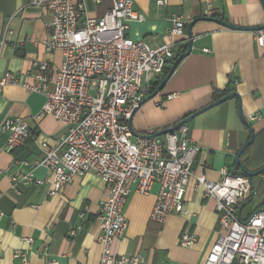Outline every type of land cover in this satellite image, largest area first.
<instances>
[{
	"label": "crops",
	"instance_id": "0c3cea01",
	"mask_svg": "<svg viewBox=\"0 0 264 264\" xmlns=\"http://www.w3.org/2000/svg\"><path fill=\"white\" fill-rule=\"evenodd\" d=\"M133 0L145 16L131 22L128 36L150 47L162 43L186 42V37L170 33L171 18L192 20L204 15L207 6L220 20L243 26L264 25V9L260 0ZM85 15L101 16L111 6V0H84ZM51 17L42 7L27 5L25 0H0V73H19L22 80L36 83L35 63L48 62L49 78L60 66L59 50L47 51L44 40L50 31ZM10 33L5 31V28ZM192 49L177 65L162 90L140 105L132 126L137 132L152 133L166 127L209 102L214 91L227 86L241 98L245 119L253 128L254 141L248 154L255 162L264 161V61L260 58L253 31L229 29L211 21H198L191 28ZM208 49L207 52L204 49ZM175 93L167 100L166 95ZM163 102L158 105L157 102ZM44 97L20 86L6 85L0 91V122L19 117L31 131L15 151L5 149V136L0 134V264H21L13 257L17 250L26 254L33 264L55 258L58 264H98L101 232L96 215L108 192L94 171L75 174L54 195H48L49 181L36 182L48 176L46 167L33 169L35 181L11 188L10 174L14 161H27V171L43 157L39 142L54 145L61 136V124L50 114L40 113ZM250 116H255L250 119ZM188 144L195 146L192 170L203 172L207 179L217 181L222 169L235 171L234 154L248 139V131L239 120L237 103L229 99L195 116L188 123ZM242 154L240 160H244ZM245 165V161H243ZM255 164V163H254ZM261 176L246 199L240 200V219L246 203H256L261 196ZM158 185L140 194L132 191L124 204L127 226L113 240L114 255H142L140 264H203L205 254L220 231L215 203L206 197L195 179L190 178L184 193V214H170L163 221L149 218ZM255 200V202H254ZM80 213H84L80 217ZM80 225L74 233L69 231ZM188 232L195 242L180 246L179 236ZM27 238L32 242L28 243Z\"/></svg>",
	"mask_w": 264,
	"mask_h": 264
},
{
	"label": "built area",
	"instance_id": "2783aa9c",
	"mask_svg": "<svg viewBox=\"0 0 264 264\" xmlns=\"http://www.w3.org/2000/svg\"><path fill=\"white\" fill-rule=\"evenodd\" d=\"M25 1L49 13L50 31L44 46L47 51L59 50L61 63L52 78L48 62L35 63L36 83L22 80L17 72L0 73V91L6 85H16L42 95L44 102L36 117L50 114L62 131L54 145L39 142L43 157L29 170H22L27 161L13 162L11 188L17 191V185L35 181L32 168L39 165L49 174L36 182L49 181L48 195L58 192L75 174L94 171L108 192L96 215L101 230L97 240L102 247L98 264H140V254L114 255L111 251L113 240L127 226L123 209L129 194H146L156 183L158 190L149 218L161 222L170 214L185 213L184 193L193 177L196 186L214 201L220 226L203 264H264V208L251 213L246 223L237 218L240 200L251 192L248 179L225 169L217 181L207 179L201 171L194 173L192 154L196 147L188 144L186 124L171 135L148 138L134 137L128 127L132 110L149 95L151 81L163 74L173 58L174 44L150 47L128 36L131 22L145 19L133 0H111L110 8L99 18L85 15L84 0ZM212 14L208 5L203 16ZM189 21L172 17L170 33L186 37ZM5 31L10 33L7 27ZM253 36L264 61V29L253 31ZM3 43L0 39V47ZM174 95H166V99ZM0 134L5 136V149L12 152L31 136V131L21 118L9 117L0 122ZM83 215L80 213V217ZM80 228L76 225L68 234L74 235ZM195 240L183 232L177 243L188 247ZM13 257L21 264H33L22 251H15ZM56 260L42 264H58Z\"/></svg>",
	"mask_w": 264,
	"mask_h": 264
},
{
	"label": "water",
	"instance_id": "95a60500",
	"mask_svg": "<svg viewBox=\"0 0 264 264\" xmlns=\"http://www.w3.org/2000/svg\"><path fill=\"white\" fill-rule=\"evenodd\" d=\"M262 7L264 9V0H260ZM198 21H211L214 22L216 24H218L219 26L225 27V28H229V29H238V30H249V31H255V30H260V29H264V25L261 26H257V27H243V26H238V25H234L231 23H228L226 21L220 20L218 18H214L212 16L208 17V16H201V17H196L194 19H192L191 21H189L185 27V36H186V42H187V49L185 52L181 53V55H178L173 61L172 63L169 65L168 70L166 75L163 77V79L160 81L159 85L157 86V88L148 96H145L144 100H142L137 107L134 108V110H132L131 116L128 119V127L132 133V135L134 137H157V136H162L165 134H172L175 130H177L180 126L185 125L186 123H188L191 119H193L195 116L197 117V115L203 113L204 111L210 109L211 107H214L218 104H221L229 99H235L236 103H237V112H238V116H239V120L241 121V123L246 127L247 131H248V139L245 141V143H243L241 145V147L238 149V151L234 154V163L239 167L240 171L242 172V174L248 179L249 181V185L251 190L254 189V185L255 183L253 182V179H257L258 177L261 176V180L262 181V187H261V196L259 198V200L254 203L253 206V211L251 212L252 214H254V212H257L259 209L264 208V164L258 168L257 170H249L245 167V165L243 164L244 160H240V157L242 155V153L244 152V150L250 146L252 144V142L254 141V131L253 128L251 127V125L249 124V122L245 119L243 113H242V109H241V98L239 96L238 93H235V91H231L229 93H226V95H222L221 97L214 99V100H210L209 102L205 103L204 105H202L201 107H199L198 109L196 108L195 111L189 113L188 115L182 117L181 119L175 121L173 124L168 125L166 127H161L156 129L155 131H153L152 133H147V132H137L133 129L132 126V119L133 116L136 112V110H138V108L140 107V105H143L144 102L153 99L154 97H156V95H158V93L162 90V88L164 87V85L166 84L167 80L169 79V77L171 76V74L173 73V71L175 70V68L177 67V65L180 63V61L185 58L187 55L190 54L191 49H192V42H193V35H192V31L191 28L193 27V25L198 22ZM241 207H238L237 209V218L239 220L240 219V211H241ZM244 223L248 222L243 221Z\"/></svg>",
	"mask_w": 264,
	"mask_h": 264
},
{
	"label": "trees",
	"instance_id": "16d2710c",
	"mask_svg": "<svg viewBox=\"0 0 264 264\" xmlns=\"http://www.w3.org/2000/svg\"><path fill=\"white\" fill-rule=\"evenodd\" d=\"M212 17L214 18H219L218 14H212ZM183 40H181L179 42V44L177 45V47L174 49V55L173 58L170 60V62L168 63V66L165 67V70L163 72V74L159 77H156L155 79H153L150 83V91H149V95L157 88V86L159 85L160 81L163 79V77L166 75L167 70L169 65L172 63V61L178 56L181 55V53L185 52L187 49V42H182ZM230 87H226L223 91L219 92V91H214L211 100L217 99L219 97H221L222 95H226V93L231 92L230 91ZM16 150V149H15ZM14 150V151H15ZM13 152V151H12ZM245 157L244 161H245V167L249 170H257L258 168H260L263 164L264 161L262 162H255L256 157L255 158H251V156H249L248 154V148H246L244 150V152L242 153ZM255 163V164H254ZM240 173L242 174V172L240 171L239 167L235 164V171L232 172L231 174H237ZM243 175V174H242Z\"/></svg>",
	"mask_w": 264,
	"mask_h": 264
},
{
	"label": "rangeland",
	"instance_id": "374dc122",
	"mask_svg": "<svg viewBox=\"0 0 264 264\" xmlns=\"http://www.w3.org/2000/svg\"><path fill=\"white\" fill-rule=\"evenodd\" d=\"M256 181H257V179L254 178L253 182L255 183V185H256ZM254 202H255V200H254ZM252 207H253V201L246 203L244 206V209H243L242 217H245L246 214L252 209Z\"/></svg>",
	"mask_w": 264,
	"mask_h": 264
}]
</instances>
